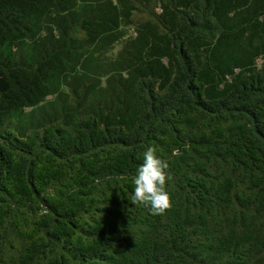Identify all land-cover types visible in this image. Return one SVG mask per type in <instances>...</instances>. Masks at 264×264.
I'll return each mask as SVG.
<instances>
[{
  "label": "trees",
  "instance_id": "obj_1",
  "mask_svg": "<svg viewBox=\"0 0 264 264\" xmlns=\"http://www.w3.org/2000/svg\"><path fill=\"white\" fill-rule=\"evenodd\" d=\"M0 264H264V0H0Z\"/></svg>",
  "mask_w": 264,
  "mask_h": 264
},
{
  "label": "clouds",
  "instance_id": "obj_2",
  "mask_svg": "<svg viewBox=\"0 0 264 264\" xmlns=\"http://www.w3.org/2000/svg\"><path fill=\"white\" fill-rule=\"evenodd\" d=\"M168 169V161L156 154L155 147H148L132 179L131 204L148 208L154 216L164 215L171 208L170 195L166 190V183L172 179Z\"/></svg>",
  "mask_w": 264,
  "mask_h": 264
}]
</instances>
